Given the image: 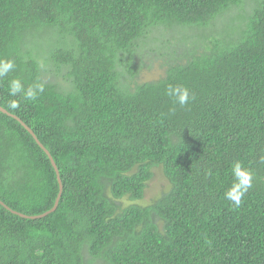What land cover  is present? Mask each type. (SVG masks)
<instances>
[{
    "label": "trees",
    "instance_id": "1",
    "mask_svg": "<svg viewBox=\"0 0 264 264\" xmlns=\"http://www.w3.org/2000/svg\"><path fill=\"white\" fill-rule=\"evenodd\" d=\"M146 57L164 75L138 83ZM0 59V108L63 191L20 216L60 191L0 112V264H264V0H0ZM156 168L169 188L141 206Z\"/></svg>",
    "mask_w": 264,
    "mask_h": 264
},
{
    "label": "clouds",
    "instance_id": "2",
    "mask_svg": "<svg viewBox=\"0 0 264 264\" xmlns=\"http://www.w3.org/2000/svg\"><path fill=\"white\" fill-rule=\"evenodd\" d=\"M15 68V61L11 59H0V78L5 77L9 72L15 70ZM43 92L44 85L42 83H34L25 89L20 79H12L10 81V95L12 97L19 96L25 101L35 102ZM166 94L172 98L174 103L181 107L187 105L190 100L194 99V96L190 95L188 88L180 85H169L166 89ZM7 107L10 110H17L20 107V99L10 100ZM231 173L233 176V183L225 192V198L235 207L239 208L242 203V198L253 186V173L240 162H236L232 165Z\"/></svg>",
    "mask_w": 264,
    "mask_h": 264
},
{
    "label": "rangeland",
    "instance_id": "3",
    "mask_svg": "<svg viewBox=\"0 0 264 264\" xmlns=\"http://www.w3.org/2000/svg\"><path fill=\"white\" fill-rule=\"evenodd\" d=\"M227 25H228V21L220 22L214 32H219L224 30ZM174 37L176 38L175 41L184 38H189L182 33H175ZM192 37L194 38L193 40L187 41L189 44L193 42V45L196 47L203 46L204 41L202 36L198 37L196 36V34H194L192 35ZM149 59L150 58L146 57L142 60V69L140 70V73L138 74V77L136 79L138 83L154 82L159 80L164 75V72L160 68L159 64L157 62H152ZM168 186L169 184L164 178L161 169L160 168L154 169L153 178L146 187L144 198L138 204L141 206H147L153 203L162 193L168 190L169 188ZM127 204H128L127 201H123V205H127Z\"/></svg>",
    "mask_w": 264,
    "mask_h": 264
},
{
    "label": "water",
    "instance_id": "4",
    "mask_svg": "<svg viewBox=\"0 0 264 264\" xmlns=\"http://www.w3.org/2000/svg\"><path fill=\"white\" fill-rule=\"evenodd\" d=\"M0 112L2 113V114H5V115H7V116H9V117H11V118H13V119H15L17 122H19L20 124H21V126L32 136V138L35 140V142L39 145V147L45 152V154L47 155V157L49 158V161H50V163H51V166H52V168H53V170H54V172H55V174H56V179H57V183H58V186H59V193H58V196H57V198H56V200H55V203H54V206H53V208L49 211V212H47V213H45V214H43V215H41V216H38V217H25V216H22V215H20L21 217H23V218H25V219H38V218H42V217H44V216H46L47 214H49V213H52V212H54L55 210H56V208H57V205H58V201H59V199H60V196H61V192H63L62 191V185H61V181H60V178H59V173H58V170H57V168H56V165L54 164V162H53V160H52V158L50 157V155H49V153L39 144V142L36 140V138H35V136L33 135V133H32V131L29 129V128H27L22 122H20L16 117H14V116H12V115H10V114H8L5 110H3L2 108H0ZM0 205H2L4 208H6L7 210H9L5 205H3V203H1L0 202ZM13 214H16V213H14V212H12Z\"/></svg>",
    "mask_w": 264,
    "mask_h": 264
}]
</instances>
